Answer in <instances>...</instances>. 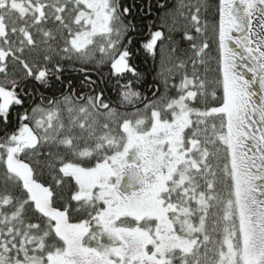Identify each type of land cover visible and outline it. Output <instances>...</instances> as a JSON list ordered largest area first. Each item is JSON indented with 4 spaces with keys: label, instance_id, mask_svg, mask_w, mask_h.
Instances as JSON below:
<instances>
[{
    "label": "snow or ice",
    "instance_id": "1",
    "mask_svg": "<svg viewBox=\"0 0 264 264\" xmlns=\"http://www.w3.org/2000/svg\"><path fill=\"white\" fill-rule=\"evenodd\" d=\"M131 13L0 0V264H264V0H177L140 44L161 42L144 93ZM104 65L116 102L91 78ZM53 77L65 92L25 108Z\"/></svg>",
    "mask_w": 264,
    "mask_h": 264
},
{
    "label": "trees",
    "instance_id": "2",
    "mask_svg": "<svg viewBox=\"0 0 264 264\" xmlns=\"http://www.w3.org/2000/svg\"><path fill=\"white\" fill-rule=\"evenodd\" d=\"M215 7V0H210ZM122 3L125 6H129L132 9L131 15L127 18L133 22L136 26L135 30L129 33V36L132 37V46L140 49V44L143 40L149 38V33L155 30H163L165 31V35L168 33V26L172 25L173 18L170 15H166L169 13L177 3V0H122ZM158 3H167L166 8L158 7ZM177 24L182 23V21L177 18ZM48 27H55L54 25H48ZM172 39L174 41L179 42V48L187 47V44L182 40V32L176 31L172 34ZM127 41V38H126ZM165 48H168L169 45L167 42L164 44ZM160 50H161V42L158 41L157 44V55L155 58L147 54L143 49H140L138 52V59L136 64L138 65V69L144 73V80L141 81L138 85H136L137 89L142 93L145 92V89L150 88L154 83H159L158 73L161 70L160 66ZM167 55V53H166ZM32 57L29 56V60ZM79 65H77L78 67ZM51 67V65H49ZM16 72H20L21 69L19 66H16L14 69ZM91 78L96 81V85L94 86L97 91H103L106 94L107 98H110L111 101L116 102L119 100V86L116 82V78L113 77L110 65L100 66L96 70L91 73ZM83 77L74 72H65L64 73V83L68 80L72 81L73 87L77 89V95L83 92H88L89 88L87 86H81L80 81ZM127 79H132L131 76H128ZM125 80H121L120 83H124ZM175 82H178V77L175 78ZM64 83L57 81L55 77L52 78L50 85L48 87H44L43 85L35 82L28 81L26 85V91L30 93H34L35 95L29 96L25 99L24 107L27 108L30 105H34L40 103V95L43 94L46 97H55L59 98L61 93L65 92ZM147 95H151V92H147ZM47 103V102H45ZM112 106H115L113 104ZM123 110V109H121ZM11 115V126H16V114L22 112V109L19 107H13ZM3 125L0 124V128ZM0 135H3V132L0 131ZM86 163H93L94 161H85ZM4 169L3 166H0V179L3 178Z\"/></svg>",
    "mask_w": 264,
    "mask_h": 264
},
{
    "label": "flooded vegetation",
    "instance_id": "3",
    "mask_svg": "<svg viewBox=\"0 0 264 264\" xmlns=\"http://www.w3.org/2000/svg\"><path fill=\"white\" fill-rule=\"evenodd\" d=\"M28 108V107H27ZM22 111H23V109H22Z\"/></svg>",
    "mask_w": 264,
    "mask_h": 264
},
{
    "label": "rangeland",
    "instance_id": "4",
    "mask_svg": "<svg viewBox=\"0 0 264 264\" xmlns=\"http://www.w3.org/2000/svg\"><path fill=\"white\" fill-rule=\"evenodd\" d=\"M156 31V30H155Z\"/></svg>",
    "mask_w": 264,
    "mask_h": 264
}]
</instances>
